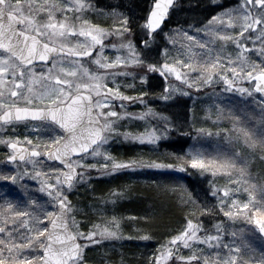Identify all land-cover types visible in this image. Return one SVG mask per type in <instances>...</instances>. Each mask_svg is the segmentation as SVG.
<instances>
[{
    "label": "snow or ice",
    "instance_id": "obj_1",
    "mask_svg": "<svg viewBox=\"0 0 264 264\" xmlns=\"http://www.w3.org/2000/svg\"><path fill=\"white\" fill-rule=\"evenodd\" d=\"M176 2L151 0L134 30L127 14L95 0H0V145L17 167L0 171V182L19 184L26 198L0 190V264H89L88 253L100 249L99 264H117L110 242L151 241L153 233L138 225L137 235L125 236L124 218L97 209L92 219L72 193L90 186L94 173L169 178L189 169L208 178L205 197L215 203L210 208L183 184L154 179L165 194L171 189L185 216L145 264H264V250L257 255L244 235H264V172L253 174L255 161L264 166V0H236L194 31L166 32ZM97 15L110 22L98 23ZM158 38L166 42L153 49ZM157 74L165 81L160 100L219 85L239 94L245 109L209 107L203 123L211 126L182 134L215 138V147L165 155L161 141L176 125L146 99L153 91H126L135 87L129 78L149 84ZM134 105L140 111H130ZM21 125L34 135L16 134ZM114 143L138 146L140 154L121 159ZM25 176L46 199L30 193ZM124 195L115 189L101 200L115 205ZM197 212L216 222L206 227ZM237 221L255 229H234ZM119 264H129L122 253Z\"/></svg>",
    "mask_w": 264,
    "mask_h": 264
},
{
    "label": "rangeland",
    "instance_id": "obj_2",
    "mask_svg": "<svg viewBox=\"0 0 264 264\" xmlns=\"http://www.w3.org/2000/svg\"><path fill=\"white\" fill-rule=\"evenodd\" d=\"M104 1L105 2H102L100 0H95V2L98 4V6L101 9L108 10L110 8H116L117 11L127 14V12H125V10H124L125 9V3H122L119 0H107V1L104 0ZM183 2H185V0H177L175 6L173 8L172 19H171V21H169L168 25L165 27L166 32L175 33V32H178L180 30L194 31V28L192 26L197 25V24H195V25L192 24V22L194 20V18H193L194 15L191 12H188L189 10L187 8L186 9L184 8L186 6H184ZM235 2H236V0H228L227 2H224L223 0H219L218 2L214 1V3H213L214 6H212L213 15L218 13L219 11H221V7H220L221 5L232 6L233 4H235ZM178 15H180V16H178ZM201 15H199V16H201ZM128 16L131 19H133V16H130V15H128ZM181 16L184 18L188 17V19H190L189 21H187V25H183L182 23L177 24V21L181 20ZM96 21L98 23L105 24V23L110 22V18L107 15H97ZM206 21L202 22L199 25H202ZM132 26H133V28L135 27L133 24H132ZM139 35L140 34L138 32L137 38L139 37ZM177 39L179 40L180 37L177 36ZM163 42H166L164 40V38H158L155 41V43L153 44V49H156ZM151 55L154 58L156 55V52L153 51L151 53ZM152 78L156 81V83H159V84L154 83L153 80L150 81L149 84H141V82L139 80L132 81L131 78H129V82L133 83L135 85V87L133 89H126V91H129L133 95H135V92L137 90H139L140 88H143L144 90L153 91L155 93V95L146 97V99H148L154 105L156 111H158V109H160V112H163L166 116H168L169 119L176 125V129L173 131L170 138L167 140H163L161 142H167V143L171 144V143H174V142L179 141V140L185 141V142L187 141V146H186L184 152H182V153H187L189 148H191L193 144L203 145L204 148L207 149L208 151H211L215 147V143H216L215 138L202 137L199 140H194L192 136L187 135V134H182V133H188L189 131H194V129L196 127H200V126L210 127L211 126L210 122L208 124L203 123L205 120V114L208 111L209 107L219 104V105H223L225 108H234L236 110L245 109V104H244V102H242L239 94L234 93V92H225L222 90V87L219 85L215 87V91H213L212 88H207V89L201 90L200 93H195V91L193 90V94L190 96H185V95H181L179 93H174L173 98L171 100L163 101V100L159 99V94L163 90V85L165 84V81L163 80V78L159 77L158 74L154 75ZM176 83L179 84V82H176ZM242 86H250V85L247 81H244V82H242ZM141 107L142 106H140V105H134L129 110L134 111V112H138V111H140ZM175 109L185 110V112L187 113V116L185 117V119H187V120H184L182 118L183 115H180V114L172 115V114L168 113L169 110L175 111ZM247 109H249V110L256 109L257 112L259 111L256 108L255 104L247 105ZM238 114H240L243 118L244 111H239ZM135 123L136 122H133L134 125H135ZM225 123H227V121H225ZM190 126H192V127H190ZM180 127H181V129H180ZM183 130L184 131L187 130L188 132L187 131L183 132ZM16 134L34 135V133H32L31 131L26 130L23 125H21L19 127L18 132ZM4 135H5L4 131L2 129H0V136H4ZM179 135H181V136H179ZM124 145H130V144L114 143L112 145L113 153L121 159L126 158V156H124L121 152L124 149ZM5 151L6 150L4 149V146L0 145V171L9 172V173L14 174L17 171V167H16V165H13V164H9V165H12V166H9L5 162ZM134 155H136V154H134ZM172 159H174V157H172ZM254 165H255L254 170H253L254 175L260 174L261 172H264V166H262L258 160L254 162ZM22 168H23V164H21V169ZM121 174H125V173L109 174V175H100L98 173H94L93 177L90 181V186H89V184H85L83 186H80L78 188V190H76L72 193V195H71L72 202L74 204L78 205L82 211L87 210L89 217L92 219L96 218V210L97 209H105L109 215L114 213L115 215L118 216V214L115 210V207H116V205L119 204V202L120 203L123 202L121 200L122 197L119 199V201L115 205H113L111 202L104 204L103 201L101 200V197H106L108 195V193H110L111 191H113L115 189L121 190V187L114 185L111 181H107V185H106V188L104 190H96L95 189V192H93V189H91V186L94 184V182L97 179L107 178V180H108V179H112L115 176H119ZM126 174L133 175V179H135V181L136 180H142L144 182H153L154 178L156 177L155 174L148 173V172L126 173ZM147 175H149V177L146 178ZM170 176L175 178V180H177L178 177H184V179L188 178V179L194 180L195 181V186H194L195 197H197L200 201H203L210 208L215 203V201L212 198H210V197L206 198L205 197V191L210 187V184L208 182H206L208 178H206L205 176L199 175L197 173V170L189 169L188 172H184V173L173 172L170 174ZM23 183L28 185V190L30 191V193L34 197L46 199L44 194L37 190L38 184L36 181H33V180H31L30 177L25 176L23 178ZM13 187H15V189H16L14 191V192H16L15 196L18 197L16 200H21V201L25 200L26 198L23 195V190L20 188L19 184L13 185ZM14 192L8 191V194L11 195ZM244 195H246V194H242V197ZM162 207H163V205L159 204V205H157V207H154V208H156V211H157V209L162 210ZM196 207L199 208L200 205H196ZM196 218L197 219H203L205 222V226L209 227V228H211V225L216 222L215 218L212 217L211 215L207 214V213H205L203 216H201L199 214V212H197ZM224 219H227V218H224ZM182 222H183V219L176 222V224L173 225L171 230L168 232H165L161 238H158L156 240L153 239L152 242H153L154 246H152L153 247L152 252H154L157 249V247L159 246L160 243H163L164 241H166L167 238L171 234H173L176 230L181 228ZM160 223H162V222L160 221ZM156 225H158V224H156ZM242 226L245 229H255V225L242 224L241 221L236 222L234 229H239ZM123 231H124L125 236H128V235L135 236L138 234V232H136V229H134V228H132L131 230H124L123 229ZM244 235L248 237L249 242L256 249L257 255L259 254V252L261 250H264V239L259 236L258 229H255V231H245ZM229 239H230V237H229ZM143 242H145V241H141L138 239H132V240L124 239V240H120V241L110 242L109 251H113L114 254H116L115 255V256H117L116 261H117V264H119L121 253L123 254L124 251H126L128 248H130L131 243H135V245L132 247H135L137 249V251H142V250L144 251V246H146L147 244H145ZM103 251H104V249H100L99 251H90L88 253L89 264H99L100 256L103 253ZM92 253H95V255H96L95 258H91Z\"/></svg>",
    "mask_w": 264,
    "mask_h": 264
},
{
    "label": "trees",
    "instance_id": "obj_3",
    "mask_svg": "<svg viewBox=\"0 0 264 264\" xmlns=\"http://www.w3.org/2000/svg\"><path fill=\"white\" fill-rule=\"evenodd\" d=\"M100 1L105 2L104 0H100ZM119 1L125 3V9H124L125 12H127L128 15L133 16L131 22L135 26L134 30H136L137 22L140 21V18L145 15L147 8L151 4V0H119ZM214 1L218 2L219 0H185V2H183L184 6H186L184 8L185 9L187 8L189 10L188 12H191L194 15L193 18L195 21L193 20L192 24L199 25L202 22L206 21L211 15H213L212 6H214L213 4ZM223 1L227 2L228 0H223ZM172 14H173V10L169 21H171L172 19ZM199 15H201L202 17ZM189 20L190 19H188V17L184 18L181 16V20H178L177 24L182 23L183 25H187V21ZM168 23L165 26H167ZM137 34H138V30H137ZM152 80L154 83H156V81L153 78L150 81ZM158 111L160 112V109H158ZM168 113L172 115L174 114L183 115L182 118L184 120H187L185 119V117L187 116L185 110L182 109H175V111L169 110ZM186 131L183 130V132ZM161 144L163 145L161 151H163L165 155H167L168 153L184 152L187 146V141L185 142L179 140L171 144L167 142H161ZM137 147L138 146L124 145V149L121 152L126 157L132 156L134 154L137 155L140 154V149L139 147L138 148ZM147 177H149V175H147L146 178ZM154 179L169 185L176 183L183 184L188 190V192H190L195 197L194 180L188 178L184 179V177H178L177 180H175V178H173L172 176H170L169 178L156 176ZM107 181H111L114 185L120 186L122 192L125 194L121 198L123 202L121 203L119 202V204L116 205L115 207L118 216L124 218L122 220L124 230H131L132 228H134L136 229V232H138V228H137L138 225L147 226L148 229L153 233L154 239L156 240L158 238H161L165 232L170 231L173 225L176 224V222L184 219L185 212L183 211V206L180 204L179 200L176 199L171 189H169L168 192L165 194L164 192L160 191L157 188V185L154 184L153 182H144L142 180L135 181V179H133V175H129L126 173L121 174L119 176H115L112 179H108V180L107 178L97 179L94 182V184L91 186V189L94 188L96 190H104L106 188ZM5 188L9 192H14L16 190L12 184L10 183L6 184L4 182H0V190H4ZM15 193L16 192L9 195V197L13 200H16L18 198L15 196ZM159 204L163 205L162 210L157 209L156 211V208L154 207H157V205ZM131 217H135L136 219H129ZM145 217H150V219L145 220L144 219ZM160 221L162 223H160ZM143 243L147 244L146 246H144V251L143 250L137 251L135 247H132L135 245V243H131L130 248H128L126 251L123 252V255L126 257L129 264H145V258L149 254H151L153 248L152 246H154V244L152 240L145 241ZM110 252L114 254L113 251ZM115 255L116 254H114V258L116 260L117 256ZM95 257H96L95 253H92L91 258H95Z\"/></svg>",
    "mask_w": 264,
    "mask_h": 264
},
{
    "label": "water",
    "instance_id": "obj_4",
    "mask_svg": "<svg viewBox=\"0 0 264 264\" xmlns=\"http://www.w3.org/2000/svg\"><path fill=\"white\" fill-rule=\"evenodd\" d=\"M170 12H171V10H170ZM168 20H169V18L166 19L165 23H167ZM5 162H6V159H5ZM6 163H7V164H11V163H8V162H6ZM20 164H23V162H20ZM258 234H259V236H260L261 238L264 239V235L260 234V233H259V230H258Z\"/></svg>",
    "mask_w": 264,
    "mask_h": 264
}]
</instances>
